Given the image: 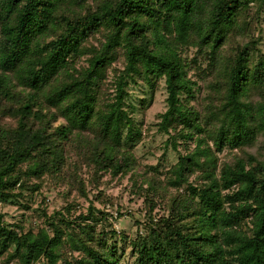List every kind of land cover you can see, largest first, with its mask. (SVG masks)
Wrapping results in <instances>:
<instances>
[{"label":"trees","instance_id":"16d2710c","mask_svg":"<svg viewBox=\"0 0 264 264\" xmlns=\"http://www.w3.org/2000/svg\"><path fill=\"white\" fill-rule=\"evenodd\" d=\"M263 6L0 0V201L16 202L28 178L52 174L89 197L94 179L129 175L152 222L168 202L132 242L135 264H264V52L250 12ZM162 80L157 127L177 161L144 168L126 150L145 126L128 88L154 92ZM225 148L239 152L220 161ZM41 211L48 228L28 231L0 212L6 263L121 264L117 232L97 233L104 212L93 203L75 220Z\"/></svg>","mask_w":264,"mask_h":264},{"label":"rangeland","instance_id":"374dc122","mask_svg":"<svg viewBox=\"0 0 264 264\" xmlns=\"http://www.w3.org/2000/svg\"><path fill=\"white\" fill-rule=\"evenodd\" d=\"M250 12L254 16L251 29L253 34L260 38L259 48L264 52V6L258 17H256L255 9ZM190 72L193 77L196 75L194 70ZM128 90L130 93L128 101L134 107L133 117L136 122H142L145 126L143 139L135 147H127L126 150H129L132 157L144 168L157 166L159 163L161 169L169 167L177 161V154L170 146H166L168 135L160 132L157 127L159 115L167 107L164 80L154 92L148 85L141 82L131 83ZM152 95H154L153 103L149 105L147 102ZM237 152H239L237 149L231 151L225 148L219 153L220 161ZM165 153H167L166 156ZM88 187L89 197H85L79 189L70 185L67 179L52 174L46 176L43 181L28 178L22 184H18L15 193L22 194L19 198L12 199L16 202L0 201V212L4 214L7 223L20 222L25 231H28L37 230L42 225L48 228L44 222L42 206L45 207L48 215L61 211L75 220L81 213H87L88 207L93 203L97 210L104 212L103 220L97 225V233L99 234L102 230L105 233L116 231L117 236L112 238L110 243L117 247L121 264H135L137 254L132 242L136 238L145 236L160 215L167 213L168 202H166L167 205L166 203L157 204L153 208L152 222L149 219L150 208L144 197L134 192L133 181L129 175L113 178L108 174L99 182H95L94 179V183ZM71 254L72 252H69V255ZM74 254L78 255V253ZM0 264H17V261L12 260L6 263V260L0 257ZM59 264H63L62 260Z\"/></svg>","mask_w":264,"mask_h":264}]
</instances>
